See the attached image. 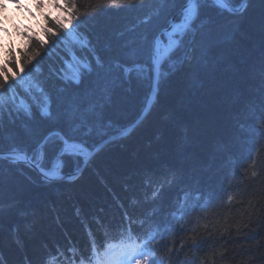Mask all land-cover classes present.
I'll use <instances>...</instances> for the list:
<instances>
[{"label": "trees", "instance_id": "16d2710c", "mask_svg": "<svg viewBox=\"0 0 264 264\" xmlns=\"http://www.w3.org/2000/svg\"><path fill=\"white\" fill-rule=\"evenodd\" d=\"M74 2L78 13H92L78 29L88 47L58 42L43 55L37 75L49 95L50 115L32 104L31 116L21 110L0 117V149L17 146L30 152L47 139L48 169L57 159L61 137L91 148L136 120L151 87L148 50L172 17L182 19L187 0H125L122 7L98 11L97 0ZM228 2L237 6L241 0ZM196 5V51L183 60L181 49L163 66L147 114L132 131L103 145L75 179L45 181L22 163L0 161V264H45L53 256L52 264H69L74 255L69 249L78 250L77 257L88 253L89 231L98 243L116 234L125 211L137 219L135 232L143 233L148 224L141 228L139 218L163 223L182 197L193 204L197 193L201 201L210 193L216 196L210 205V211L220 212L213 243L199 250L186 244L176 259L210 264L207 257L226 248L216 264H264V170L255 181L245 179L264 95V0H250L242 15L213 0ZM50 13L58 14L55 9ZM19 39L16 48L23 44ZM201 43L207 45L206 54ZM69 48L92 67L79 83L65 80L61 72L70 60ZM59 160L65 174L78 169L83 157ZM171 171L175 180L168 183ZM146 172L155 174L151 185L145 184ZM161 183L158 197L150 199ZM228 194L233 202L220 208ZM196 215L189 217L188 228L196 224ZM225 215L232 227L221 237ZM97 220L113 226L108 236ZM215 220L210 214L196 233L205 235L201 225L211 229ZM188 238L187 231L175 237L177 245Z\"/></svg>", "mask_w": 264, "mask_h": 264}, {"label": "snow or ice", "instance_id": "6c2138e0", "mask_svg": "<svg viewBox=\"0 0 264 264\" xmlns=\"http://www.w3.org/2000/svg\"><path fill=\"white\" fill-rule=\"evenodd\" d=\"M249 2L250 0H244L239 7L229 8L228 10L242 15L246 12ZM32 3L39 11L43 23L40 32L27 28L16 31V34L23 41L21 47H13L15 41L11 38L9 28L5 27L3 19H0V117L6 112L11 115L13 112L19 113L21 110L31 116L32 104H37L42 115H50L49 95L37 75L42 74L39 65L43 55L49 54L52 47L58 42L80 45L82 48L88 47L87 38L79 35L78 29L92 13H78L74 0H32ZM124 3L125 0H97L96 11L104 7H122ZM215 3L222 8L227 6L226 0H215ZM45 8L55 9L58 14L52 15L50 12L44 11ZM196 18L197 5L194 0H189L187 8L183 10L182 22L175 24L171 31L166 33L167 43L157 38L154 45L149 48L148 55L151 61V70L155 73L154 89L159 84L163 66L172 57L176 56L181 49H184L183 60H188L191 58V53L196 51L195 31L193 29ZM189 33L192 35L186 43V37ZM5 36L8 37L7 40H5ZM200 48L206 54L207 45L201 43ZM68 51L70 60H65V67L61 69L63 78L79 83L83 71H92L91 64L86 59L78 58L71 48ZM14 53H18V55ZM96 62L100 63L99 58ZM41 99L42 103H40ZM258 111V131L251 139L252 146L247 157L250 163L245 169V179L251 181L259 179L262 170H264V160L261 159V157H264V95H262L259 102ZM47 152V139H45L39 141L30 152L17 146H12L7 152L0 149V161L7 160L12 164L22 163L36 168L46 181L64 179L61 164L55 163L51 169L45 167L44 161ZM65 155L83 157L84 162L87 163L92 153L83 146L82 142H77L71 137H61L57 161ZM175 175V172L171 171V179L167 182H174ZM75 178L71 175L68 177L70 180ZM154 178V173L146 172L145 184L151 185ZM240 183H243V180ZM230 186L231 180L229 179ZM162 188V183L159 187L154 188L150 199L155 200ZM215 198V193H210L201 201V195L197 193V202L189 204L188 196L185 195L170 215L165 217L163 223L155 221L149 223L151 217L148 219L139 218L141 228L148 224V228L143 233L135 232L133 226L137 224V219H134L129 212L125 211L123 220L115 226L121 237L120 241L118 243H106L103 252H101L95 234L89 231L90 254L80 252L77 257L75 253L78 250L69 249L70 252L74 253L72 264H132L133 261L135 264H196L195 259L177 260L176 257L184 250L186 244L193 250H199L205 244L211 247L212 237L216 232V223H218L220 216L219 211H210V205ZM146 199L149 198L146 197ZM233 200L234 196L228 194L226 201L220 203V208H223L224 204H231ZM192 213H197L195 216L196 224L188 228L187 225L192 223L189 219ZM210 214L216 218L211 229H209L208 223H203L201 226L205 229V235L196 233V226L200 225L201 221L209 220ZM223 219L224 225L221 226L220 230L221 237L228 232L229 227H232L227 223V215ZM97 224L104 230L106 236L113 228L111 224L101 223L99 220H97ZM184 231L189 233V238L187 240L181 239L179 245H177L175 237L179 232ZM157 250L163 253L159 259L156 258ZM225 252H227L226 248L213 251L207 257V260L210 264H216L217 260L223 261ZM55 259L56 257L53 256L52 261ZM52 261H46L45 264H52ZM199 264H205V259H199Z\"/></svg>", "mask_w": 264, "mask_h": 264}, {"label": "rangeland", "instance_id": "374dc122", "mask_svg": "<svg viewBox=\"0 0 264 264\" xmlns=\"http://www.w3.org/2000/svg\"><path fill=\"white\" fill-rule=\"evenodd\" d=\"M13 3H10L9 0H6L4 2V11L1 9V17L0 19H3L5 27L9 28V32L11 33V38L15 41L13 44L14 48L17 47L19 41V36L16 34V31L18 30V27L25 26L27 29H31L32 31L38 30L37 27V10L33 6V3L31 0H12ZM14 4H18L15 6ZM7 5V7H6ZM9 5V6H8ZM8 7L10 8V11L8 10ZM46 11L50 12L53 9L45 8ZM183 19V18H182ZM182 22V20H181ZM19 25V26H18ZM18 26V27H17ZM39 26V25H38ZM40 27V26H39ZM41 28V27H40ZM20 30V29H19ZM8 37L5 36V40H7ZM161 41L164 43H167V38L162 36L160 38ZM39 95V94H37ZM42 99L40 103H42ZM55 163H60V160H55ZM61 164V163H60Z\"/></svg>", "mask_w": 264, "mask_h": 264}, {"label": "water", "instance_id": "95a60500", "mask_svg": "<svg viewBox=\"0 0 264 264\" xmlns=\"http://www.w3.org/2000/svg\"><path fill=\"white\" fill-rule=\"evenodd\" d=\"M197 1H198V0H194L195 3H196ZM243 2H244V0H242V1L240 2V4L243 3ZM188 3H189V1H188ZM226 3H227V6H226V7H227L228 9H229V8H236V7H234V6H231V5L229 4L228 1H226ZM186 6H187V5H185L183 9H185ZM239 6H240V5H239ZM239 6H238V7H239ZM173 22H174V17H172V19H171V24L168 26V28H166V29H164L163 31H161L158 35H160V34H165V35H166V33H167L168 31L171 30ZM154 83H155V73H154V71H152L151 87H150V91H149V93H148V97H147V100H146V103H145V106H144L142 112L139 114V116L136 118V120H134L133 123H131L130 125H128V126L122 128V129L118 130L117 132L111 134L110 136H108V137L102 139L100 142H98L97 144H95V145H94L93 147H91V148H86V147H85L89 152L92 153V155H94V154L97 152V149L99 150V149H100L103 145H105L106 143H108V142H110V141H113V140H115V139H117V138H120V137L123 136L124 134H126V133L132 131V130H133V129L139 124V122H140V121L142 120V118L147 114V112L149 111L150 107L152 106V104H153L154 101H155V98H156V87H157V85H156V87H155V89H154V87H153V86H154ZM92 155H91V156H92ZM91 156H90V157H91ZM90 157H89V159H90ZM89 159H88V160H89ZM85 164H86V163H85L84 160H83L81 166H80L79 169H78L79 171L77 170V171H75L74 173L63 174L64 179H57V180H55V181H60V180L64 181V180H68V177H69L70 175L76 177L77 175H79V174L81 173V171L83 170ZM24 165H25V164H24ZM26 166H27V165H26ZM28 167H29V166H28ZM30 168H31L32 170H34L38 175L42 176L41 173H40V171H39L38 169L33 168V167H30ZM77 173H78V174H77ZM42 177H43V176H42Z\"/></svg>", "mask_w": 264, "mask_h": 264}, {"label": "bare ground", "instance_id": "6f19581e", "mask_svg": "<svg viewBox=\"0 0 264 264\" xmlns=\"http://www.w3.org/2000/svg\"><path fill=\"white\" fill-rule=\"evenodd\" d=\"M1 1H2V0H0V3H1ZM1 7H2V6H0V12H1ZM1 16H2V15H1V13H0V17H1ZM166 38H167V37H166ZM99 150H100V149H99ZM97 151H98V150H97ZM65 174H68V173H65Z\"/></svg>", "mask_w": 264, "mask_h": 264}]
</instances>
